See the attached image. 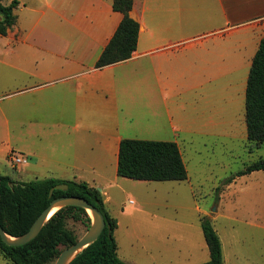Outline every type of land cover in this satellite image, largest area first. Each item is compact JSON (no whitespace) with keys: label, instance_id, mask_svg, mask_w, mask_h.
<instances>
[{"label":"crops","instance_id":"obj_1","mask_svg":"<svg viewBox=\"0 0 264 264\" xmlns=\"http://www.w3.org/2000/svg\"><path fill=\"white\" fill-rule=\"evenodd\" d=\"M8 1L18 6L16 24L0 36V167L11 151H23L34 180L84 182L107 197L120 186L122 140L168 141L178 144L189 180L193 158L206 164L211 157L197 146L207 82L241 70L247 133L264 0H132L137 48L102 68L97 62L123 18L114 0Z\"/></svg>","mask_w":264,"mask_h":264},{"label":"rangeland","instance_id":"obj_2","mask_svg":"<svg viewBox=\"0 0 264 264\" xmlns=\"http://www.w3.org/2000/svg\"><path fill=\"white\" fill-rule=\"evenodd\" d=\"M244 75L242 70L239 74L225 73L222 80L207 82V105L206 110L202 105L205 114L199 136L202 143L197 146L206 158L211 155L209 164L203 158H193L187 181L149 182L120 177L119 187L114 183L108 188L106 208L118 222L114 236L119 257L127 264L208 262L209 249L201 228L204 217L211 220L221 239L224 264H264V172L225 183L247 165L264 158V144L247 139L239 95ZM244 127L241 139L239 130ZM16 152L27 156L23 151ZM2 160L3 173L16 180H34L25 174L30 165L13 168L10 161ZM113 179L110 175L107 182ZM67 228L80 239L90 227L69 220ZM57 259L48 264H56ZM0 264L12 263L0 253Z\"/></svg>","mask_w":264,"mask_h":264},{"label":"trees","instance_id":"obj_3","mask_svg":"<svg viewBox=\"0 0 264 264\" xmlns=\"http://www.w3.org/2000/svg\"><path fill=\"white\" fill-rule=\"evenodd\" d=\"M0 0V36L17 22L15 8L18 1L4 4ZM132 0H114L113 9L123 14L114 36L97 62V68L128 60L137 48L140 25L130 15ZM246 123L249 142L264 144V38L253 59L246 91ZM264 171V158L249 165L236 177ZM118 176L138 181H185L188 172L180 148L175 142L124 139L120 143ZM0 223L5 232L19 237L27 233L39 215L58 197L75 196L88 200L104 215L106 227L97 241L88 246L70 264H127L118 254L114 236L117 220L106 208L105 197L96 187L87 183L55 178L21 181L0 174ZM67 184V190H50ZM69 220L82 222L88 229L91 217L80 207L68 206L58 210L44 225L40 234L23 246H8L0 237V253L12 264H48L59 256L62 249L75 244L79 238L67 228ZM201 228L210 259L203 264H224L223 246L211 220L204 217ZM61 247H63L61 249Z\"/></svg>","mask_w":264,"mask_h":264},{"label":"water","instance_id":"obj_4","mask_svg":"<svg viewBox=\"0 0 264 264\" xmlns=\"http://www.w3.org/2000/svg\"><path fill=\"white\" fill-rule=\"evenodd\" d=\"M1 187V183H0ZM67 184L56 185L50 190V197L53 196L55 190H67ZM102 192L101 189H98ZM68 206H75L85 209L91 219L92 223L86 234L80 238L75 244L64 249L59 255L56 264H70L81 252L88 246L97 241L106 227V221L102 212L93 206L88 200L75 196H63L55 198L50 205L39 215L35 220L30 230L22 236L14 237L5 232L0 223V237L8 246H23L34 240L41 232L44 225L50 218L60 209Z\"/></svg>","mask_w":264,"mask_h":264},{"label":"built area","instance_id":"obj_5","mask_svg":"<svg viewBox=\"0 0 264 264\" xmlns=\"http://www.w3.org/2000/svg\"><path fill=\"white\" fill-rule=\"evenodd\" d=\"M8 160L10 161L13 168H17L18 166L28 164L29 157L19 154L16 151H11L8 155Z\"/></svg>","mask_w":264,"mask_h":264}]
</instances>
